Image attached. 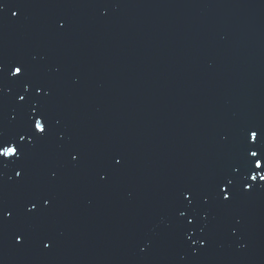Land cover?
<instances>
[{
	"label": "water",
	"instance_id": "95a60500",
	"mask_svg": "<svg viewBox=\"0 0 264 264\" xmlns=\"http://www.w3.org/2000/svg\"><path fill=\"white\" fill-rule=\"evenodd\" d=\"M2 2L0 61L53 86L52 124L68 142L38 145L22 185L0 165V200L19 208L0 230V264H264V182L228 206L213 200L206 246L169 228L177 191L210 189L244 129L264 126V0ZM17 91L0 101L2 131L23 115ZM39 186L54 207L27 217Z\"/></svg>",
	"mask_w": 264,
	"mask_h": 264
},
{
	"label": "snow or ice",
	"instance_id": "6c2138e0",
	"mask_svg": "<svg viewBox=\"0 0 264 264\" xmlns=\"http://www.w3.org/2000/svg\"><path fill=\"white\" fill-rule=\"evenodd\" d=\"M6 5L0 0V12ZM20 11L12 12L13 17H19ZM59 24V22H58ZM62 29L63 24H59ZM59 71V69H57ZM18 89L16 98L23 104H18L17 115L23 113L20 119L16 116L11 120V132L0 130V165L7 168L14 165L11 171L14 173L15 182L24 184L29 175L24 165L28 155L38 145L51 137H56L58 143L63 146L67 143L65 134H62L52 124V116L49 111V101L53 95V86L46 80L35 79L30 69L20 63L6 64L0 61V101L7 99L5 89L11 91L9 86ZM21 91L23 94H21ZM43 92V95L41 93ZM27 97V98H26ZM59 124V121H57ZM28 140L25 143V140ZM225 141L229 137H224ZM68 160L73 166L80 163V153L72 148L67 152ZM114 163L113 170L123 167V156L111 158ZM17 168L19 170H17ZM24 173V175H22ZM58 176L52 171L49 182ZM108 174L104 173L101 180L106 181ZM259 182H264V126H251L243 131L241 138V150L238 157L218 174L210 189H202L195 186H186L177 191L175 195L174 212L175 219L169 228L173 233L178 234L184 243L191 242L206 246L208 243L207 228L210 223V205L213 200L220 205L228 206L235 199L237 193H251ZM48 186L31 187L30 198L22 204L25 216L33 217L47 211L45 205L51 204L54 207L55 200L48 194ZM19 208L17 205H10L0 200V230L12 226L17 222ZM199 232V239H194ZM15 244L26 242V236L22 231L13 233ZM47 238L39 240L44 249L51 250L54 242H45ZM148 246L141 249L147 251Z\"/></svg>",
	"mask_w": 264,
	"mask_h": 264
}]
</instances>
